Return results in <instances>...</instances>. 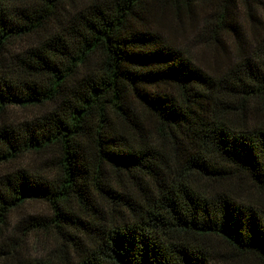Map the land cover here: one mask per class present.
Listing matches in <instances>:
<instances>
[{"label": "trees", "instance_id": "trees-1", "mask_svg": "<svg viewBox=\"0 0 264 264\" xmlns=\"http://www.w3.org/2000/svg\"><path fill=\"white\" fill-rule=\"evenodd\" d=\"M261 4L0 0V264H264ZM183 16L223 59L182 46ZM31 201L51 214L8 242Z\"/></svg>", "mask_w": 264, "mask_h": 264}, {"label": "rangeland", "instance_id": "rangeland-1", "mask_svg": "<svg viewBox=\"0 0 264 264\" xmlns=\"http://www.w3.org/2000/svg\"><path fill=\"white\" fill-rule=\"evenodd\" d=\"M240 15L243 17V21L246 25H249L251 21L250 18L245 14L244 9L240 8ZM260 12L264 14V0L263 4L260 6ZM174 22L179 28L187 29V37L184 35H180L178 37L179 42L182 46L189 50V52L196 58V60L200 61L205 66L208 63H213L217 59H223V51L218 46L215 47L214 45L210 47H206L204 42L201 40V30L203 24L199 23L197 26H189V17L183 16L182 18L175 17ZM212 47V48H211ZM29 111L24 109H16L13 111L12 115L21 118L28 116ZM22 164L31 167L33 170L38 168L40 165H44V160L42 158H38L34 155H29L26 158L21 160ZM50 207L47 203L40 202V201H31L30 203L26 204L20 211L13 213L11 218V229L9 234L7 235L6 239L9 242H12L15 239H20L23 237L21 231L18 229V225L20 221L24 217H31V216H39V215H50ZM25 249L30 251L34 256L40 255H49L50 254H57L60 251L59 247L61 245V241H57L53 235L49 232L39 231V232H32L30 236L26 239ZM18 241V242H19ZM4 245V242H0V250L1 246ZM55 256V255H54Z\"/></svg>", "mask_w": 264, "mask_h": 264}]
</instances>
